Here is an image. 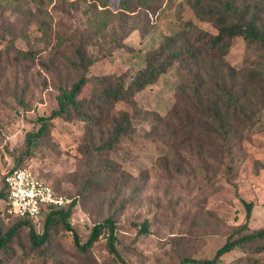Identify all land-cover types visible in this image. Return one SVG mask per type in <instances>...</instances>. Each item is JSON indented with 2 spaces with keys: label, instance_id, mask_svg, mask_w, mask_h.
I'll return each instance as SVG.
<instances>
[{
  "label": "rangeland",
  "instance_id": "rangeland-1",
  "mask_svg": "<svg viewBox=\"0 0 264 264\" xmlns=\"http://www.w3.org/2000/svg\"><path fill=\"white\" fill-rule=\"evenodd\" d=\"M92 5L89 0H52L43 5L51 28L45 36L33 35L29 42L24 31L36 32L35 21L30 23L32 19L17 7L0 6V191L7 171L21 161L47 181L57 196L69 202L77 198L68 221L80 242L86 241L95 224L110 218L115 226L113 245L127 264H201L183 259H212L227 238L237 239L264 227V84L241 87L248 70L264 72L262 51L238 38L219 60L205 52L199 60L174 63L131 101L103 107L105 116L99 123L89 126L76 118H54L45 135L36 137L27 149V134L35 133L43 122L40 118L48 117L56 106L57 82L70 85L80 76L73 69L62 68L56 76L47 70L58 49L57 34L73 44L76 33L88 28ZM31 7L35 12L36 5ZM121 20L126 22L125 31L135 28L127 33L124 48L111 41L112 34L119 35L115 21L87 47L95 64L84 72L89 81L80 98L85 101L98 94L96 78L107 73L132 76L143 65L147 51L157 50L168 36L181 31L182 21H197L187 0H164L150 12L124 14ZM200 25L212 31L209 21ZM183 41L177 46L189 43ZM35 46L41 51L33 60L17 55L18 50ZM230 77L240 82L236 88L243 92L248 121L236 135L239 141L231 147V156L224 157L210 132L211 124L193 108L190 90L197 85L200 99L207 103L217 93L220 96L218 86H227ZM179 94L183 102L173 116ZM124 112L131 116L126 137L112 152H98L94 148L106 142L113 123ZM92 115L97 118V113ZM105 164H112L116 173H94ZM84 183L90 190L77 195ZM244 202L253 206L248 230L240 232ZM4 206L1 199L3 231L16 221L3 212ZM144 222L148 231L140 233ZM42 224L43 220L33 222L36 232L42 231ZM108 234L104 229L84 253L64 227L58 229L47 253L31 250L23 234L24 247L16 249L8 264H15L20 252L26 255L23 264H118L107 250ZM260 245L263 250L258 252ZM263 259L264 241L243 242L216 264H259Z\"/></svg>",
  "mask_w": 264,
  "mask_h": 264
},
{
  "label": "trees",
  "instance_id": "trees-1",
  "mask_svg": "<svg viewBox=\"0 0 264 264\" xmlns=\"http://www.w3.org/2000/svg\"><path fill=\"white\" fill-rule=\"evenodd\" d=\"M89 1L93 5L88 18L87 30L76 33L73 44L69 45L64 34H57L59 36H57L58 49L49 59V69L46 68L54 76L62 68L78 71L80 72V76L70 85L61 84V81L57 82L56 106L51 110L48 117L40 118L41 120L43 119V122L35 133L31 132L27 134V149L36 137L45 135L49 121L54 118H62L64 120L76 118L89 126L99 123L105 116L103 107L117 101H131L137 92L147 85L154 84L174 63H187L199 60L204 58L205 52L207 55H211L214 59L219 60L233 48L238 38L258 47L264 56V0H187L194 11L197 21H182L181 31L168 36L157 50L147 51L143 57V65L132 76L123 77L118 73H107L102 78H96L95 82L99 86L98 94L95 99L88 102L80 98V94L83 87L89 81L84 72L95 64V60L87 54V47L93 39L101 37L108 25L115 21L119 35L112 34L111 41L117 48H124V39L128 35L127 33L135 28L132 26L125 31L126 22L121 20V16L124 14L138 15L147 13L164 4V0H117L115 5H112L111 0ZM51 2L52 0H0V6L17 7L21 11H24L27 17L32 19L30 23L35 21L36 32L27 34L24 31L29 42L32 40L33 35L38 33L39 36H45L51 28V20L42 12L41 8L43 5ZM32 3L36 5L35 12L32 11ZM205 21L211 23L212 31L203 30L200 23ZM187 36L192 39L189 40ZM181 40H188L189 43L177 46ZM200 45H204L206 47L205 50L198 48ZM174 46L177 47L174 48ZM40 51L35 46L29 50H18L17 55H23V57L33 60ZM112 53L107 55L110 57ZM226 69L227 73H229L230 69L228 67ZM107 81H112V84ZM236 83V79L232 77H230L227 86L221 83V86H218L220 88V96L217 93V95L213 96L214 100H209L207 103H203L204 101L200 99L199 87L197 85L193 86L190 90L193 108L211 124L210 132L214 136V139L219 141L218 147L224 157L231 156V147L239 141L236 135L245 125V122L248 121L244 95L243 92H240L236 88ZM260 83L264 84L263 70L252 69L243 75L241 87L242 85L243 87H254ZM14 98L17 102L22 103L18 95L14 94ZM180 102H183V96L179 94L177 96V105L173 107L171 112L173 116L178 114L177 108L180 106ZM92 112L97 113V118L92 115ZM130 127L131 116L127 112H124L113 123L106 142L99 144L94 149L98 150V152H112L119 141L126 137ZM22 167L24 166L20 161L13 165L7 173L13 169ZM94 173L115 174L116 170L112 164H105L104 167L96 168ZM5 176L3 178L4 187L0 191V200L5 201L3 212L9 215L7 214L8 190ZM38 177L42 179L40 176ZM89 190V184L84 183L77 195H85ZM76 203L77 198L74 197L67 205L49 207L44 216L40 218V220H43L41 232L35 231L33 226L34 220L13 216V218H16V221L7 230L3 231L0 227V264H8L15 255L16 249H23L24 244L20 240L23 234L29 241L31 250L37 253H47V250L53 246L60 227H64L73 233L75 246L83 253L89 250L98 240L104 229H107L110 240L107 244V250L119 260L118 264H127L119 256L113 245V241L116 239L114 234L115 226L110 218L103 223L95 224L86 241H79L77 232L68 221ZM244 206L245 220L238 227L240 232L248 230L253 203L244 202ZM147 228L146 222L141 223L138 232L146 233L148 231ZM253 241H264V227L244 234L237 239L227 238L225 243L216 250L212 259L194 260L192 258H184L183 261L187 263L216 264L222 255L240 245V243ZM262 250L263 248L260 245L258 252ZM25 261L26 255L20 252L15 264H23ZM259 264H264V259Z\"/></svg>",
  "mask_w": 264,
  "mask_h": 264
},
{
  "label": "built area",
  "instance_id": "built-area-1",
  "mask_svg": "<svg viewBox=\"0 0 264 264\" xmlns=\"http://www.w3.org/2000/svg\"><path fill=\"white\" fill-rule=\"evenodd\" d=\"M8 190L7 214L37 221L51 206L70 202L57 196L52 186L27 167L13 169L5 176ZM72 200V199H71Z\"/></svg>",
  "mask_w": 264,
  "mask_h": 264
}]
</instances>
